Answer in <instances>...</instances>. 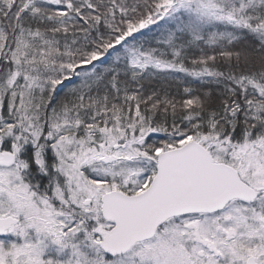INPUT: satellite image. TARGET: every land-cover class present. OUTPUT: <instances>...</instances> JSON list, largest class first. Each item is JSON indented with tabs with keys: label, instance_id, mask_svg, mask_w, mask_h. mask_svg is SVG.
<instances>
[{
	"label": "snow or ice",
	"instance_id": "6c2138e0",
	"mask_svg": "<svg viewBox=\"0 0 264 264\" xmlns=\"http://www.w3.org/2000/svg\"><path fill=\"white\" fill-rule=\"evenodd\" d=\"M0 264H264V0H0Z\"/></svg>",
	"mask_w": 264,
	"mask_h": 264
}]
</instances>
